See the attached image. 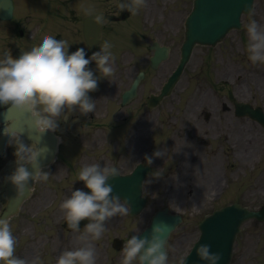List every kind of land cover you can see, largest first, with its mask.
Listing matches in <instances>:
<instances>
[{
    "label": "rangeland",
    "instance_id": "374dc122",
    "mask_svg": "<svg viewBox=\"0 0 264 264\" xmlns=\"http://www.w3.org/2000/svg\"><path fill=\"white\" fill-rule=\"evenodd\" d=\"M149 3L145 11L142 8L138 12L140 26H130L135 36L132 50L140 57L128 64L125 85L122 86V89L128 86L139 70L146 71L141 99L157 91L176 67L182 43L180 30L192 9L193 0H150ZM254 4L253 16H244L243 25L252 18L264 26V0H256ZM164 24L170 25L161 33L174 41L172 55L157 70H153L148 62L151 55L148 45L150 37H156L152 30L157 27L161 31L165 28ZM163 36L159 34L157 38L167 41ZM215 49L196 47L180 82L163 104L153 111H147L141 104L138 109L136 106L129 108L133 117L125 125L116 119L124 111L112 101L104 113L108 118L103 124L58 126L57 132L62 138L59 166L63 155H72L69 162L80 168L83 166L79 161L86 160L85 165L122 164L120 169L125 171L139 161L147 163V158H152L154 169L144 184L145 195L149 197L148 205L136 217L117 216L107 222L106 233L101 239L91 242L96 251V264H120L122 250L115 251L111 247L112 238L118 234L130 237L139 233L159 208L168 207L184 216L183 223L167 245L169 264H176L198 238V222L215 208L233 200L253 209L264 205V129L245 117L234 119L231 123L226 118L223 121L212 118L207 123L199 115L203 110H210L214 115L219 113L216 106L225 99L216 78L221 72H217L220 62L214 58ZM122 51H126L125 47L119 55ZM256 67L264 71V64H257ZM249 84L252 93L240 92L237 98L264 108L263 80L256 76ZM229 127L234 133L227 138L225 132ZM14 151L15 148L9 145L5 155L15 158ZM157 151L165 155L155 157L153 154ZM78 171H75L77 175ZM202 174L205 180H201ZM76 178L71 174L60 184L50 182L46 189L39 188L12 220L10 226L17 239L16 249H19L16 255H27L32 250L28 264H32L37 257L42 264H55L62 251L82 246L77 237L84 229L66 233L62 227L63 213L59 209L62 200L71 194L65 188ZM78 183L79 189L83 190L81 181L78 180ZM221 190L222 196H219ZM239 233L231 264H264V221L251 220ZM36 243L37 246L33 245Z\"/></svg>",
    "mask_w": 264,
    "mask_h": 264
},
{
    "label": "clouds",
    "instance_id": "9594fccd",
    "mask_svg": "<svg viewBox=\"0 0 264 264\" xmlns=\"http://www.w3.org/2000/svg\"><path fill=\"white\" fill-rule=\"evenodd\" d=\"M148 6L147 0H118L116 7L120 12L127 11L136 15L140 9ZM91 14L94 10L85 9ZM249 17L254 12L249 10ZM95 23H103L102 15H94ZM248 42L246 52L253 64H264V26L250 18L244 25ZM110 41H105L100 50L91 56L84 48L69 52L66 40L45 35L41 42L29 50H21L14 58L10 49L0 57V106L16 109L27 115L30 126L39 133L55 132L59 118L65 111L71 113L79 110L82 115L96 111V101L89 96L98 89V78L88 65L93 61L100 76L108 79L113 76L115 56ZM109 80V79H108ZM110 81V80H109ZM3 135L8 137V144L15 148L14 156L17 167L5 178L15 190V200H19L27 189L34 191V186L47 183L51 174L45 171L39 157L46 149L36 144L26 145L21 139V132L6 122ZM155 157L165 155L162 151L153 154ZM152 163V158H147ZM25 165H31L29 171ZM120 176L114 166H101L100 163L84 165L78 171L77 180L84 183L82 189L71 191L59 205L67 227L79 232L82 220L89 222L77 237L82 246L73 250L62 251L55 264H96V251L92 241L102 238L106 232V222L113 217H124L130 213L128 201L113 195V188L108 181ZM33 186H29V182ZM167 225H154L148 236L132 235L124 242L120 264H169L166 238ZM17 239L13 234L9 218H0V264H28L16 255ZM197 256L206 264H218L219 253H212L209 245H200ZM32 264H42L39 257Z\"/></svg>",
    "mask_w": 264,
    "mask_h": 264
},
{
    "label": "water",
    "instance_id": "95a60500",
    "mask_svg": "<svg viewBox=\"0 0 264 264\" xmlns=\"http://www.w3.org/2000/svg\"><path fill=\"white\" fill-rule=\"evenodd\" d=\"M253 0H195L194 10L188 17L186 41L182 48V60L176 71L165 84L162 94L156 97V101L164 95L170 93L178 80L184 64L186 63L192 47L196 42L200 43H215L220 39L226 30L232 26H239V17L241 12H248L251 9ZM222 34V35H221ZM219 36V38H218ZM218 38V39H217ZM156 49L155 55L151 57V63L156 67L159 62L166 56V49L160 48L157 44L153 46ZM143 77L141 72L131 88L124 93V100H129L136 95L137 86ZM244 111H247L245 109ZM255 118L264 123V114L260 108L252 111ZM0 121H8L17 128L24 139L30 144H36L38 148L46 149L39 157L40 165L43 166L50 162L56 155L58 147V137L52 131L39 133L30 126L27 115L20 113L16 109H5L0 111ZM8 140L7 136L2 137L3 143L0 142V149L3 148L4 142ZM29 171H32L31 165L25 166ZM144 170V169H143ZM149 167H145L143 171L136 169L133 174L123 177L117 176L108 181L113 188V195H117L122 199H126L130 205L131 214H137L145 204V199H141V182L146 175ZM14 170L12 171V173ZM11 173V174H12ZM125 183V184H124ZM125 186H124V185ZM33 182H29L31 187ZM89 191V190H88ZM30 195V192L25 189L23 196L19 200H15L16 190L14 186L7 182L5 190L0 193L1 201L6 205L0 218H7L10 215L18 212L20 205ZM250 217H257L264 220V208L254 212L243 208L240 204L235 203L232 206L224 208L222 211L216 212L212 217L207 218L200 227L202 229V237L195 245V248L184 264H196L197 256L196 249L200 245H209L212 253H219L222 261L226 263L231 255V245L236 232L242 221ZM180 221V216L170 215L167 210L159 211L152 218L150 226L140 235L141 238L148 236L154 225H167L166 238L170 232L177 226ZM87 220H82L78 226L86 223ZM67 226V223H66ZM229 251V254L227 253ZM229 260V259H228ZM228 262V261H227Z\"/></svg>",
    "mask_w": 264,
    "mask_h": 264
},
{
    "label": "flooded vegetation",
    "instance_id": "af4514ba",
    "mask_svg": "<svg viewBox=\"0 0 264 264\" xmlns=\"http://www.w3.org/2000/svg\"><path fill=\"white\" fill-rule=\"evenodd\" d=\"M118 0L111 4L110 0H40L39 13L40 22H45L44 29L40 31L41 40L45 35L54 36L56 39L66 40L69 44V52H74L78 48H84L88 56L95 51L100 50L102 44L105 41H110L113 47H117L118 44L114 39L111 38V33L116 35L112 23L120 21L125 17L126 11L121 12V18L118 16H113L111 13H116L118 8L116 7ZM49 7V13L48 12ZM91 8L94 11L89 14L85 9ZM94 15H102L104 17V22L100 23L102 26V39L97 45L88 44L85 35V21L88 17ZM117 20V21H116ZM122 20V19H121ZM23 19L16 18L14 16L9 20L0 19V41L4 46H10L13 43L15 32L23 33V29L19 28ZM50 22V23H48ZM234 37L231 38L225 48L218 49V59L224 62V56L226 57L225 63L219 67L226 77L230 78L240 75L241 73H249L247 68L248 56L243 60L238 58V52L241 50L245 53L244 48H240L234 44ZM129 56L122 53L119 62L115 61V73L113 76L108 77V79L100 76V73L94 72L95 62L93 61L88 65L94 75L98 78V89L97 92H90L89 96L93 101H96V110L104 106V103H108L109 97L112 93L117 94L119 91V80H122L124 72H126V63L129 61ZM246 64V65H243ZM225 85V83L223 84ZM227 88V94L233 89ZM78 110V109H77ZM79 111V110H78ZM235 116V114L233 113ZM233 130L230 128L228 134H232ZM53 175L61 177L63 175L62 170H54Z\"/></svg>",
    "mask_w": 264,
    "mask_h": 264
},
{
    "label": "bare ground",
    "instance_id": "6f19581e",
    "mask_svg": "<svg viewBox=\"0 0 264 264\" xmlns=\"http://www.w3.org/2000/svg\"><path fill=\"white\" fill-rule=\"evenodd\" d=\"M191 171L193 172L192 168H191ZM2 180H3V176H0V184ZM25 260H27V258H25Z\"/></svg>",
    "mask_w": 264,
    "mask_h": 264
}]
</instances>
